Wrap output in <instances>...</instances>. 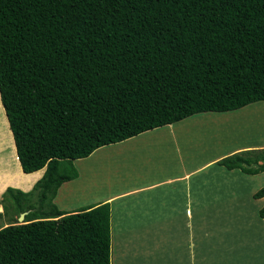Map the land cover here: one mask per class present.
<instances>
[{"label": "trees", "instance_id": "trees-1", "mask_svg": "<svg viewBox=\"0 0 264 264\" xmlns=\"http://www.w3.org/2000/svg\"><path fill=\"white\" fill-rule=\"evenodd\" d=\"M0 100L22 170L45 167L31 191L5 190L28 212L0 228V264H111L110 203L54 202L73 162L264 101V0H0ZM217 164L262 172L264 147ZM34 190L39 213L23 208Z\"/></svg>", "mask_w": 264, "mask_h": 264}, {"label": "crops", "instance_id": "crops-1", "mask_svg": "<svg viewBox=\"0 0 264 264\" xmlns=\"http://www.w3.org/2000/svg\"><path fill=\"white\" fill-rule=\"evenodd\" d=\"M1 106L3 107L0 100ZM243 108L232 112L196 114L173 124L110 144V146L107 145L108 147L102 146L89 156L78 159V178L64 182L59 187L54 202L60 209L66 211H73L99 202H109L111 228L113 225L115 229L112 231L114 238L121 239L123 237L125 242H128L130 237L154 239V247L161 252L167 251L170 246L166 237L178 236L185 227L188 239L185 251L189 253V256H187V261L176 264H264V218L259 217L258 221L253 222V217L250 218L243 214L246 203L255 206L256 213L264 204V197H253L258 186L255 187L252 194H249L247 192L249 188L246 189L244 185L247 183L244 181L245 177L256 178L264 171L256 174H244L238 169H232L240 173L230 175L232 170L217 164L224 156L244 150L259 149L264 146V141L244 145L229 154H217V156L205 159L200 152L195 151L193 143L179 141L176 130L178 127L185 129L187 125H192L194 120L197 123L225 120L229 118L225 116L237 114L239 110H244ZM4 118L7 120L5 111ZM180 142H183L182 146ZM154 144L159 146L151 148V145ZM118 146L128 148L129 151L115 150L114 148ZM138 147L145 149V154L135 158L134 169L127 170L126 168L125 173H122V170L120 172L118 168L115 171L108 170L107 177L110 175V178L105 184L98 177H94L97 167L94 162H89V160L96 153L105 150L107 159L112 158L118 161V158H122L127 161ZM9 150L5 149V139L0 137V182L3 177L10 178L12 171V167L9 166V160L12 157ZM201 158L203 160H200ZM195 159L201 161V164L198 162V166H196ZM17 162L23 174L35 175L36 178L29 181L28 184H8L0 190V195L7 187L28 192L44 173L45 167L25 173L19 160ZM126 165L128 164L125 163ZM211 174L214 175L216 181H213ZM228 175L236 180L228 181ZM77 184L78 199H76V195H71L74 192L73 187ZM244 190L245 192H243ZM226 199L229 201L227 205L230 208L228 209L225 204ZM119 212L122 214L121 218H119ZM210 223L214 224L213 228L217 231H209ZM216 223L219 224L216 225ZM201 232L204 237L220 236L229 240L228 243L223 241L218 254L212 253V258L225 256L221 262L196 261L199 254L195 251L199 246L200 237L198 236H201ZM120 241L122 242V239ZM120 241L116 240L117 254H119L117 247H123V243L120 244ZM154 255L156 256L155 264H159L161 255L157 253ZM132 259L136 264H140V261L137 260L139 258L133 257ZM128 264H131V261Z\"/></svg>", "mask_w": 264, "mask_h": 264}, {"label": "rangeland", "instance_id": "rangeland-1", "mask_svg": "<svg viewBox=\"0 0 264 264\" xmlns=\"http://www.w3.org/2000/svg\"><path fill=\"white\" fill-rule=\"evenodd\" d=\"M0 109L3 110L1 106ZM244 110H239L237 114H228L229 117L225 120H213V121H203L199 123L192 122V125H187L185 129H181L180 127L176 128L177 136L179 135V141H184L185 143H193L194 149L196 152H200L201 156L205 159L207 157H214L217 154H229L234 149L242 147L244 145L260 143L264 141V101L254 102L245 106ZM259 109V111H257ZM0 110V137L5 139V149H10L11 159L9 160V166L11 168L10 178H2L0 182V190L4 189L5 186L9 185H20V184H28L29 181H32L36 178L35 175H25L20 171V167L18 165V157L15 153L14 142L11 136V130L8 126L7 120L4 118V110L2 112ZM252 111V112H251ZM223 117V116H222ZM183 127V125H181ZM178 139V138H177ZM181 146L183 142H180ZM110 146V145H109ZM159 145H151V148H155ZM108 147V146H106ZM123 146H118L114 148L117 151H129L128 148H122ZM161 147V146H160ZM264 146L260 147L263 148ZM162 148V147H161ZM163 149V148H162ZM105 150H101L96 153L93 158L89 160V162H94L97 169L94 171V177H98L101 179L102 183H107L109 176L107 177V171H111L112 169L115 171L116 168L122 173H125V169H134L135 166V158L139 155L145 154V149H135V153L129 160H122V158H118V161L114 159H107V154L104 153ZM225 157V156H224ZM95 159V160H94ZM200 160H203L202 158ZM195 165L198 166V161L195 159ZM125 163L128 164L125 166ZM77 170H78V160L74 162ZM239 171V170H238ZM78 172V171H77ZM236 170H232L230 175H238ZM243 173V172H242ZM245 174V173H244ZM211 178L213 181L215 177L211 174ZM244 181L247 183L244 184L247 192L252 194L255 191V187L258 186L257 189L264 186V172L255 177H245ZM27 181H24L26 180ZM228 181L236 180V178L229 177ZM242 181V180H241ZM243 183V182H242ZM13 189V188H12ZM245 189V190H246ZM6 190V189H5ZM3 191L0 195V228L6 226L11 223H20V216L25 214L28 211L20 212L19 207L16 206L12 200V198L7 194V192ZM20 190V189H19ZM32 190V189H31ZM30 190V191H31ZM245 190L243 192H245ZM72 196L76 195L78 199V184L73 187ZM75 198V197H74ZM47 201V199H46ZM46 201H44V205L46 206ZM226 205L228 204V200L225 201ZM28 203L34 205V209L30 210L36 213H39L40 207V193L39 190H34L32 194L29 196V200L27 204L24 205V209H28ZM230 205H233L230 203ZM230 208L229 205L226 207ZM256 207L246 203L244 207V215L246 214L248 217H253L252 221H258L259 215L258 211L256 213ZM254 216H256L254 218ZM122 217L121 212H119V218ZM223 217V215H221ZM233 217V216H232ZM261 218V217H260ZM219 223H216V225ZM210 230L212 232L217 231V229L213 228V223H210ZM114 227L112 225L111 228V264H128L131 261V264H134L133 257L139 258L138 262L140 264H155L156 256L154 254H160L159 264H176L183 263L187 261V256L189 253L185 251L186 242L188 239L186 238V228L184 227L178 236L166 237L168 244L170 245L167 251H160L158 248L154 247L155 241L154 239H149L145 237H130L128 242H125V238L116 239L112 235V231H114ZM218 231H220L218 229ZM201 232L199 246L196 248V253H198V258L196 261H206L214 263L221 262L223 257L218 256L212 258L213 254H218L220 249L222 248V243L225 241L229 242L228 239H224L220 236L215 237H204ZM119 238V237H118ZM116 240L120 241V244L123 243V247L118 246L119 254H117L115 245ZM224 248V247H223ZM226 249V248H225ZM136 264V263H135Z\"/></svg>", "mask_w": 264, "mask_h": 264}, {"label": "water", "instance_id": "water-1", "mask_svg": "<svg viewBox=\"0 0 264 264\" xmlns=\"http://www.w3.org/2000/svg\"><path fill=\"white\" fill-rule=\"evenodd\" d=\"M247 167H258L259 163L245 164ZM20 220L23 221V215L20 216Z\"/></svg>", "mask_w": 264, "mask_h": 264}, {"label": "bare ground", "instance_id": "bare-ground-1", "mask_svg": "<svg viewBox=\"0 0 264 264\" xmlns=\"http://www.w3.org/2000/svg\"><path fill=\"white\" fill-rule=\"evenodd\" d=\"M257 111H259V109H258ZM251 112H252V111H251ZM194 123H197V122L195 121Z\"/></svg>", "mask_w": 264, "mask_h": 264}, {"label": "clouds", "instance_id": "clouds-1", "mask_svg": "<svg viewBox=\"0 0 264 264\" xmlns=\"http://www.w3.org/2000/svg\"><path fill=\"white\" fill-rule=\"evenodd\" d=\"M24 218V217H23Z\"/></svg>", "mask_w": 264, "mask_h": 264}]
</instances>
